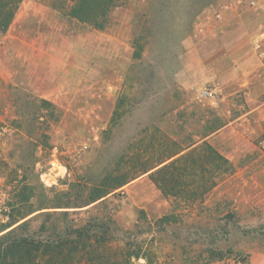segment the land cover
Masks as SVG:
<instances>
[{
	"label": "rangeland",
	"instance_id": "374dc122",
	"mask_svg": "<svg viewBox=\"0 0 264 264\" xmlns=\"http://www.w3.org/2000/svg\"><path fill=\"white\" fill-rule=\"evenodd\" d=\"M73 4L23 0L44 19L0 35V225L24 187L37 203L73 184L86 195L120 174L131 180L103 204L68 210L75 221L111 216L109 254L129 239L157 264L199 262L209 249L230 251L212 264H264V65L254 56L250 72L232 71L220 84L198 69L207 37L225 35V21L229 38L258 35L264 0H119L103 30L71 18ZM211 89L214 99L203 94ZM216 117L224 129L202 139ZM202 141L228 164L208 160ZM54 157L66 173L50 187L39 169ZM160 159H179L159 176L168 196L152 171L141 174ZM201 187L209 190L192 194ZM170 214L176 222L160 229L156 221Z\"/></svg>",
	"mask_w": 264,
	"mask_h": 264
},
{
	"label": "trees",
	"instance_id": "16d2710c",
	"mask_svg": "<svg viewBox=\"0 0 264 264\" xmlns=\"http://www.w3.org/2000/svg\"><path fill=\"white\" fill-rule=\"evenodd\" d=\"M73 1L74 4L69 10L71 18L88 24L96 30H103L109 14L119 0ZM22 2L23 0H0V35L7 33ZM139 56V53L135 51L134 58ZM212 123L213 125L207 128L202 139L223 127L217 117ZM202 149L205 157L211 162L228 164V161L206 141H202ZM182 152L174 154L169 159ZM168 160L160 159L151 168L141 171V174L152 171L149 177L164 196H168L169 192L160 183L159 180L163 177L159 176L166 173L170 167H174V163L179 159L166 163ZM130 180L124 175L118 174L113 178L107 174L99 183L94 184L86 195L83 185L73 184L69 186L68 191L54 193L52 198L44 192L37 203L32 202L35 196L32 194L33 188H29V193L25 194L24 187L22 191L15 194L18 200L11 204L7 222L0 225V264H135L139 260H142L144 264H157L154 253L148 247H142L138 242L129 243V239L125 241L126 247H121L115 254H109L108 247L104 245L114 233V221L111 216L105 218L88 216L85 220L78 221L70 218L71 212L68 210L79 209L97 202L103 204L102 199L112 191L128 184ZM178 188L173 187L174 190ZM201 190L191 192L203 194L204 190L207 191L209 188L201 187ZM179 192L181 193L180 189ZM178 194L176 191L173 195L178 196ZM31 215L34 216L27 219ZM38 218H42L43 222L36 231H31V222ZM176 220L177 217L174 214L164 215L156 221V225L162 229V226ZM229 254L230 251L209 249L206 257L198 260L199 262L185 261V264H212L224 260ZM243 261L246 262V258H243Z\"/></svg>",
	"mask_w": 264,
	"mask_h": 264
},
{
	"label": "crops",
	"instance_id": "0c3cea01",
	"mask_svg": "<svg viewBox=\"0 0 264 264\" xmlns=\"http://www.w3.org/2000/svg\"><path fill=\"white\" fill-rule=\"evenodd\" d=\"M25 6L26 5L19 7L13 23L7 31L9 36L10 30L21 21L32 18L39 21L44 19V10L41 11V9H39V11L35 13ZM42 7L46 10L45 6ZM228 23H230V21H225V23L220 26L222 28L220 32L225 33V35L221 36L218 35V32H215L208 36L207 39H209L210 44L209 49L198 55L199 59L202 61L207 60V63H201L198 69L206 74L209 80L217 81L218 84L221 83H219V78L229 75L232 71L246 70L250 72L249 67H247L249 59L256 58L261 63V66L264 65V26H260L257 32L258 35L255 37L247 38L245 36H240L232 39L226 36ZM223 129L216 131L205 139L209 140Z\"/></svg>",
	"mask_w": 264,
	"mask_h": 264
},
{
	"label": "built area",
	"instance_id": "2783aa9c",
	"mask_svg": "<svg viewBox=\"0 0 264 264\" xmlns=\"http://www.w3.org/2000/svg\"><path fill=\"white\" fill-rule=\"evenodd\" d=\"M203 94L207 98L214 99L216 97L217 92L215 89H211L209 91H205ZM39 173H40V179L44 183V185L51 187L54 184H56V180L59 177H63L65 175L66 167L59 160H57L54 157L49 162L48 171H43V170L39 169ZM50 179H52V180H50ZM49 180L52 182L49 183L50 182Z\"/></svg>",
	"mask_w": 264,
	"mask_h": 264
}]
</instances>
